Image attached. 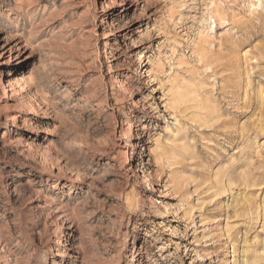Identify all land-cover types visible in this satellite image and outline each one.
Wrapping results in <instances>:
<instances>
[{
    "label": "rangeland",
    "instance_id": "rangeland-1",
    "mask_svg": "<svg viewBox=\"0 0 264 264\" xmlns=\"http://www.w3.org/2000/svg\"><path fill=\"white\" fill-rule=\"evenodd\" d=\"M32 5L0 0L34 107L0 65V264H264V0Z\"/></svg>",
    "mask_w": 264,
    "mask_h": 264
},
{
    "label": "bare ground",
    "instance_id": "bare-ground-1",
    "mask_svg": "<svg viewBox=\"0 0 264 264\" xmlns=\"http://www.w3.org/2000/svg\"><path fill=\"white\" fill-rule=\"evenodd\" d=\"M8 3L14 2L17 6L16 8V15L18 13H21V7L23 8L25 5L29 6L28 8L32 7L33 3H35L36 0H6ZM27 8V9H28ZM16 47V46H15ZM11 50V48L9 49V51ZM15 66L14 65H9L6 62L1 63L0 65L2 66V70L1 72H3V75H5V77H7L6 82H7V91H8V96L6 98L5 101H9L10 99H13L15 96H19V101H18V105L19 106H27L28 107V102L26 101L25 98V93L27 91H29L30 86L33 85V80H32V76L28 75V76H18L17 75V67L18 65H20L22 63V61L25 60L26 57H24V51L22 50V48L16 49V54H15ZM0 66V67H1ZM32 69L29 71V74L31 73ZM181 100V99H178ZM31 109H34L33 105H31L29 103ZM22 120L25 122V118L22 117ZM144 126H140L138 129L139 130H143ZM140 138V136H137V139ZM42 160H43V164H49L50 166H53V163H51L49 161V159L46 156H42ZM141 160V159H139ZM141 163V162H140ZM143 163V162H142ZM142 179L146 182L148 180H146L145 176L142 175ZM148 179V178H147ZM69 241V240H68ZM68 243V242H67ZM65 243L63 248L65 249L64 252H66L68 244ZM66 255V254H63Z\"/></svg>",
    "mask_w": 264,
    "mask_h": 264
}]
</instances>
